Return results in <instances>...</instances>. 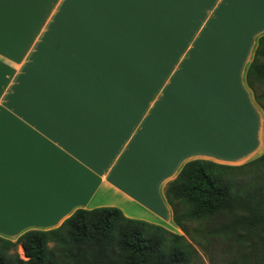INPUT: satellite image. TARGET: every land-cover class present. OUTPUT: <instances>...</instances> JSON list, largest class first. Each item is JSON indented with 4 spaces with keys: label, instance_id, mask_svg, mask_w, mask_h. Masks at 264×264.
Returning <instances> with one entry per match:
<instances>
[{
    "label": "crops",
    "instance_id": "obj_1",
    "mask_svg": "<svg viewBox=\"0 0 264 264\" xmlns=\"http://www.w3.org/2000/svg\"><path fill=\"white\" fill-rule=\"evenodd\" d=\"M122 20L131 56L102 55ZM262 35L264 0H0V237L100 207L181 233L164 190L186 162L264 153Z\"/></svg>",
    "mask_w": 264,
    "mask_h": 264
},
{
    "label": "trees",
    "instance_id": "obj_2",
    "mask_svg": "<svg viewBox=\"0 0 264 264\" xmlns=\"http://www.w3.org/2000/svg\"><path fill=\"white\" fill-rule=\"evenodd\" d=\"M245 82L264 113V93L256 89L264 84V35L257 39ZM263 164L264 153L241 166L186 162L164 190L173 224L187 234L186 220L212 222L217 233H256L264 242V184L247 187L234 177ZM192 254L184 236L127 218L114 207L77 209L57 228L27 231L14 242L0 237V264H192ZM256 264H264V256Z\"/></svg>",
    "mask_w": 264,
    "mask_h": 264
},
{
    "label": "rangeland",
    "instance_id": "obj_3",
    "mask_svg": "<svg viewBox=\"0 0 264 264\" xmlns=\"http://www.w3.org/2000/svg\"><path fill=\"white\" fill-rule=\"evenodd\" d=\"M113 21L117 22L118 20ZM130 26L131 22L122 20L118 25L119 31L104 28L98 32L103 41L112 38L119 40L118 48H114L110 53L104 51L102 55L107 57H110L109 54L114 55L113 59L118 56H131V42H125L128 38V31L125 30ZM256 89L258 93H264V84H256ZM260 156L261 154H257L252 160ZM234 175L235 179H242L247 187L254 184H264V164L258 171L247 167ZM184 224L187 228V234L181 232L179 235L184 236L193 250L192 264H234V261L238 262L236 264H256L258 259L264 256V242L258 240L256 233L239 237L215 232L216 225L212 222L186 220ZM16 253L21 259H25L20 246H17Z\"/></svg>",
    "mask_w": 264,
    "mask_h": 264
}]
</instances>
